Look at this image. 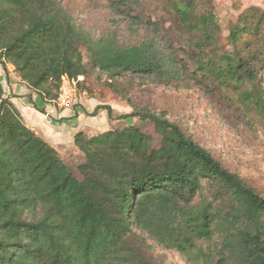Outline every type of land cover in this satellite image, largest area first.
Listing matches in <instances>:
<instances>
[{
	"label": "trees",
	"instance_id": "16d2710c",
	"mask_svg": "<svg viewBox=\"0 0 264 264\" xmlns=\"http://www.w3.org/2000/svg\"><path fill=\"white\" fill-rule=\"evenodd\" d=\"M121 5L130 23L154 36L130 47H94L59 0H0V64H12L39 99L52 101L64 78L86 73L85 44L94 65L112 77L135 73L169 84L210 75L226 90L252 85L246 104L264 115L256 84L264 10L239 16L229 34L233 52L219 59L205 50L219 28L212 0H167L196 36L190 54L197 65L189 71L158 39L161 19L143 17L139 0H112L114 10ZM99 108L112 118L109 105ZM131 116L154 124L160 146L149 149L150 136L134 125L91 137L78 131L74 145L85 161L77 178L23 122L0 82V264H161L147 254L146 237L188 264H264V196L175 122L147 109L118 118Z\"/></svg>",
	"mask_w": 264,
	"mask_h": 264
},
{
	"label": "rangeland",
	"instance_id": "374dc122",
	"mask_svg": "<svg viewBox=\"0 0 264 264\" xmlns=\"http://www.w3.org/2000/svg\"><path fill=\"white\" fill-rule=\"evenodd\" d=\"M59 2L79 28L91 37L94 47L100 43L130 47L154 36L151 31L130 23L125 16L124 5L114 10L112 0ZM212 4L219 28H215L216 41L205 50L221 59L223 54L233 52L229 34L239 16L250 7L264 10V0H212ZM137 10L143 17L159 23L161 19L163 23L159 24L160 32L157 36L158 39L162 37L163 47L171 51L172 46L175 55L185 61L189 71L196 68V60L190 54L196 36L168 11L167 0H139ZM79 50L86 73L75 79L77 100L71 107H80L84 113L79 126L86 130L96 125V129L85 134L87 137L134 125L150 136L149 149H156L160 146V135L149 119L135 116L118 118L125 113L147 109L178 124L225 167L237 173L264 196V115L246 104L250 94L256 93L252 85L226 90L218 87L219 82L208 73L210 80L201 77L199 79L202 81L185 79L169 84H159L135 73L112 77L94 65L92 48L80 44ZM215 65L211 64L207 69ZM259 71L256 84L264 91V66ZM51 104L64 108L57 105L56 99ZM102 105H114L112 118L108 117L106 109L99 108L98 112L95 110ZM102 109L105 115L100 114ZM73 131H77V128ZM72 139L74 143V136ZM64 144L59 155L74 176L81 178L78 167L85 161V156L75 146H69V142ZM145 248L147 254L161 264H188L177 252L164 250L147 237Z\"/></svg>",
	"mask_w": 264,
	"mask_h": 264
},
{
	"label": "crops",
	"instance_id": "0c3cea01",
	"mask_svg": "<svg viewBox=\"0 0 264 264\" xmlns=\"http://www.w3.org/2000/svg\"><path fill=\"white\" fill-rule=\"evenodd\" d=\"M0 81L3 85L5 96H10V100L21 113L26 125L34 130L38 136L48 142V144L53 146L58 152H60L62 146L65 145L64 143L69 142V146H75L74 143H72V136H74L77 131L89 134L91 130L96 129V125L86 130L81 125L79 126L84 116L80 107L73 109L71 106L57 108L55 104H51L52 101L43 102L39 99L37 93L28 87L26 82L20 78L12 64L5 63L4 66L0 64ZM29 99H31L42 112L34 108L32 104L29 103ZM82 104L86 105V103ZM109 106L113 111L114 105ZM119 107L120 105H118L117 108ZM100 114L105 115L103 109L100 110ZM75 128H77V131H73Z\"/></svg>",
	"mask_w": 264,
	"mask_h": 264
},
{
	"label": "built area",
	"instance_id": "2783aa9c",
	"mask_svg": "<svg viewBox=\"0 0 264 264\" xmlns=\"http://www.w3.org/2000/svg\"><path fill=\"white\" fill-rule=\"evenodd\" d=\"M77 100V87L75 80L63 79L58 96L56 98L59 107H70Z\"/></svg>",
	"mask_w": 264,
	"mask_h": 264
}]
</instances>
